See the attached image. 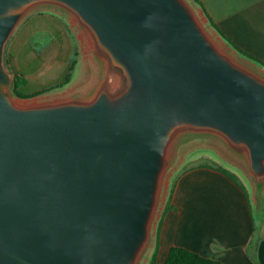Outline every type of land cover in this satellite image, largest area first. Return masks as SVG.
<instances>
[{
    "label": "water",
    "instance_id": "95a60500",
    "mask_svg": "<svg viewBox=\"0 0 264 264\" xmlns=\"http://www.w3.org/2000/svg\"><path fill=\"white\" fill-rule=\"evenodd\" d=\"M37 3L89 30L118 72L114 90L87 103H13L3 47ZM177 124L244 148L261 185L264 82L221 57L179 0H0V264H134Z\"/></svg>",
    "mask_w": 264,
    "mask_h": 264
},
{
    "label": "rangeland",
    "instance_id": "374dc122",
    "mask_svg": "<svg viewBox=\"0 0 264 264\" xmlns=\"http://www.w3.org/2000/svg\"><path fill=\"white\" fill-rule=\"evenodd\" d=\"M179 1L221 57L264 82V70L226 47L199 14L194 0ZM2 64L10 85L20 76L25 81L22 87L25 98L11 96L19 108L90 102L104 86L114 90L118 73L97 49L92 34L79 19L53 3L33 4L25 11L4 44ZM161 161L149 219L152 228L159 223L172 184L193 166H228L237 172L248 194H253L255 180L249 170L247 151L233 147L214 130L182 124L173 126ZM252 212L255 215L254 209ZM152 243L153 238L139 250L134 264H146L148 256L144 259L142 256L150 253Z\"/></svg>",
    "mask_w": 264,
    "mask_h": 264
},
{
    "label": "crops",
    "instance_id": "0c3cea01",
    "mask_svg": "<svg viewBox=\"0 0 264 264\" xmlns=\"http://www.w3.org/2000/svg\"><path fill=\"white\" fill-rule=\"evenodd\" d=\"M200 2L205 13L199 7V14L207 24L205 14L235 46L264 62V0ZM213 166L196 165L178 177L171 208L149 228V242L153 238V243L150 253L142 256H148L146 264L157 238L156 264H163L172 246L223 264H264V179L261 185L254 183L249 195L243 185L241 190ZM223 167L239 177L235 170Z\"/></svg>",
    "mask_w": 264,
    "mask_h": 264
},
{
    "label": "trees",
    "instance_id": "16d2710c",
    "mask_svg": "<svg viewBox=\"0 0 264 264\" xmlns=\"http://www.w3.org/2000/svg\"><path fill=\"white\" fill-rule=\"evenodd\" d=\"M194 1H195L196 5H198V7H200L202 9V11L204 12L200 0H194ZM205 16L207 17L208 25L211 26L213 29H215L218 32L219 36L221 37L223 42H225V44L228 47L234 49L238 55L247 59L251 63H254L256 65L264 67V62L255 58L254 56L244 52L243 50L239 49L237 46H235L231 42L230 39L226 38L221 32H219V30H217L215 25L211 22L210 18H208V16L206 14H205ZM24 82H25L24 79L20 76V78H18V80L16 82H13L12 85H10L9 91H10L11 96H15L17 98H25L26 94L23 92V89H22ZM213 167L217 171H219L223 175H225L234 184H236L241 190H243L242 184L239 182L236 175H234L233 173L229 172L228 170H226L222 167H219V166H213ZM176 181L177 180H175L171 186V189H170L169 195H168V199H167V202L165 204L164 209L162 210L159 222L162 220L166 211L171 208L170 200H171L172 192H173V189L175 187ZM157 246H158V238L155 241L154 250H153L151 257L149 259V264H156V253H157V248H158ZM163 264H223V263L202 257V256H200V255H198V254H196L190 250H187L185 248L178 247V246H172V247H170Z\"/></svg>",
    "mask_w": 264,
    "mask_h": 264
}]
</instances>
